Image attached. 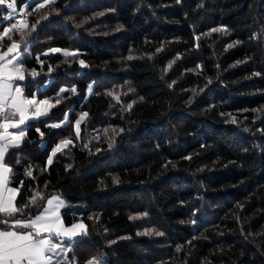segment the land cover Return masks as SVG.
I'll return each instance as SVG.
<instances>
[{"label":"trees","instance_id":"obj_1","mask_svg":"<svg viewBox=\"0 0 264 264\" xmlns=\"http://www.w3.org/2000/svg\"><path fill=\"white\" fill-rule=\"evenodd\" d=\"M38 3L16 0L28 27L10 35L40 73L22 83L55 106L8 158V184L60 196L65 222L88 226L75 264H264V0Z\"/></svg>","mask_w":264,"mask_h":264},{"label":"snow or ice","instance_id":"obj_2","mask_svg":"<svg viewBox=\"0 0 264 264\" xmlns=\"http://www.w3.org/2000/svg\"><path fill=\"white\" fill-rule=\"evenodd\" d=\"M48 2L49 0H44V3H38L36 8H43ZM0 7H3L6 13L3 19L12 20L17 11L16 0H0ZM98 15H103V13ZM22 27L26 28L28 25L25 24ZM31 27L35 30L36 24ZM122 27L119 25L117 30ZM15 29H17V24L13 23L0 30V121H3L0 122V264H54L55 257L60 258L56 264H66V262L75 264V257L70 255L74 250L73 245L79 242L82 236L88 234V226L83 221L65 222L61 209L67 205L58 195L46 197L39 191H33L25 199L21 192V189L24 188L23 181L20 182L19 188L7 186L9 174L13 173L12 166L7 162L8 158L15 155L16 151L22 149V145L28 142L27 130L31 121L44 117L50 118L48 109L55 106L50 102L51 98L37 100L31 90L22 83L27 76L34 78L40 73L35 68L30 70L25 68L23 53L27 49L22 50L20 43L10 35ZM221 31H226V29L223 27L211 29V32ZM9 41L10 43H8ZM232 46V44L228 45V47ZM61 51L59 48L49 49L51 53ZM156 51L159 52L160 49L158 48ZM47 54V52L42 53V55ZM64 55L67 56L70 53L65 51ZM36 59L43 66L44 61L39 57ZM128 59L131 60L133 57L129 56ZM174 62H170L168 67H171ZM80 64L86 66L83 60H80ZM49 71H51L50 67ZM255 75H259V73ZM169 86L171 87V85ZM91 90L92 86L89 85V91L91 92ZM64 91V88L60 89V92ZM72 91L75 92L76 89L73 88ZM130 91L134 90L130 89ZM192 91L193 95L197 94L195 89ZM140 99L142 100L143 97ZM59 103L60 98L58 97L55 104ZM131 107L132 105L129 104L128 108L131 109ZM86 116L87 113H83L80 119L75 121L77 138H79V126ZM67 122H69V118L66 114L64 121L47 126L58 128L62 123ZM9 128L15 129V131L9 132ZM36 131L40 132L41 136L44 135L39 127L36 128ZM71 143V140L65 139L56 144L47 156V165H52L57 153L62 152ZM109 147H111V143ZM16 163L20 164L21 161L17 159ZM25 174L28 177L33 175L30 167L25 169ZM17 194H20L19 200L16 199ZM135 218L130 217V219ZM152 234L153 231L137 233V235ZM154 234L164 235L158 231ZM122 239H130V237H122ZM115 242L111 241L110 243ZM182 247V245L177 246V251H180ZM85 264H104L103 254L91 256L85 261Z\"/></svg>","mask_w":264,"mask_h":264},{"label":"built area","instance_id":"obj_3","mask_svg":"<svg viewBox=\"0 0 264 264\" xmlns=\"http://www.w3.org/2000/svg\"><path fill=\"white\" fill-rule=\"evenodd\" d=\"M13 23L17 24V29L15 30H21L24 28L22 27V25H25L26 21H25L24 16L21 13H14L13 19L11 20L9 26Z\"/></svg>","mask_w":264,"mask_h":264},{"label":"rangeland","instance_id":"obj_4","mask_svg":"<svg viewBox=\"0 0 264 264\" xmlns=\"http://www.w3.org/2000/svg\"><path fill=\"white\" fill-rule=\"evenodd\" d=\"M24 8H25L24 5L21 6V10H24ZM23 29H21V30H23ZM17 31H20V30H17ZM25 54H27V51L25 52ZM122 237H131V233H119L117 235L109 237L108 239H105V241L110 243L111 241L126 240V239H122Z\"/></svg>","mask_w":264,"mask_h":264},{"label":"crops","instance_id":"obj_5","mask_svg":"<svg viewBox=\"0 0 264 264\" xmlns=\"http://www.w3.org/2000/svg\"><path fill=\"white\" fill-rule=\"evenodd\" d=\"M0 122H3V121H0ZM8 131H9V132H12V131H15V129L9 128ZM7 186H8V187H12V186H10L9 184H8ZM4 195L6 196L7 193L5 192ZM56 259H60V258H59V257H55L54 260H56Z\"/></svg>","mask_w":264,"mask_h":264}]
</instances>
